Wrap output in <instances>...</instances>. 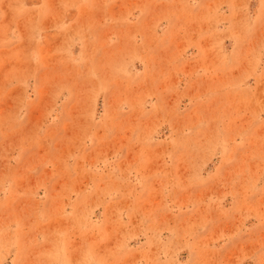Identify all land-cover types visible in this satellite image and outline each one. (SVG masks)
I'll return each mask as SVG.
<instances>
[{
    "label": "rangeland",
    "instance_id": "rangeland-1",
    "mask_svg": "<svg viewBox=\"0 0 264 264\" xmlns=\"http://www.w3.org/2000/svg\"><path fill=\"white\" fill-rule=\"evenodd\" d=\"M0 264H264V0H0Z\"/></svg>",
    "mask_w": 264,
    "mask_h": 264
}]
</instances>
